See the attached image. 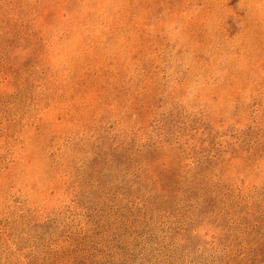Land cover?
Instances as JSON below:
<instances>
[{"label":"rangeland","instance_id":"374dc122","mask_svg":"<svg viewBox=\"0 0 264 264\" xmlns=\"http://www.w3.org/2000/svg\"><path fill=\"white\" fill-rule=\"evenodd\" d=\"M0 264H264V0H0Z\"/></svg>","mask_w":264,"mask_h":264}]
</instances>
